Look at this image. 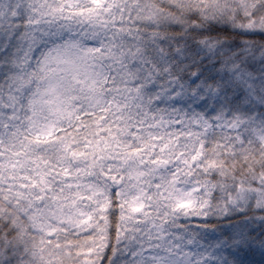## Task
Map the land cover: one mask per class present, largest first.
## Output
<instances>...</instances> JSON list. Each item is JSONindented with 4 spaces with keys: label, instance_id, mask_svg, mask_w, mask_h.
<instances>
[{
    "label": "snow or ice",
    "instance_id": "snow-or-ice-1",
    "mask_svg": "<svg viewBox=\"0 0 264 264\" xmlns=\"http://www.w3.org/2000/svg\"><path fill=\"white\" fill-rule=\"evenodd\" d=\"M0 264H264V0H0Z\"/></svg>",
    "mask_w": 264,
    "mask_h": 264
}]
</instances>
